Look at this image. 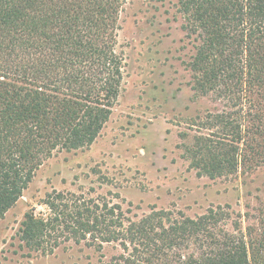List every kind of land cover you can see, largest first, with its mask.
<instances>
[{"label": "trees", "instance_id": "16d2710c", "mask_svg": "<svg viewBox=\"0 0 264 264\" xmlns=\"http://www.w3.org/2000/svg\"><path fill=\"white\" fill-rule=\"evenodd\" d=\"M124 2L0 0V219L44 160L87 148L109 119L125 69L116 48ZM179 10L183 29L199 40L190 63L194 88L240 107L236 125H225L234 130L191 149L196 164L214 177L224 162L227 172L263 162L264 0H179ZM42 204L18 228L29 250L52 252L73 240L97 249L117 244L121 251L101 264H264V220L259 230L238 221L230 231L220 206L196 217L173 209L137 217L105 197L60 191Z\"/></svg>", "mask_w": 264, "mask_h": 264}, {"label": "rangeland", "instance_id": "374dc122", "mask_svg": "<svg viewBox=\"0 0 264 264\" xmlns=\"http://www.w3.org/2000/svg\"><path fill=\"white\" fill-rule=\"evenodd\" d=\"M185 22L179 0L123 3L116 48L125 69L111 115L87 148L57 151L35 171L0 219V264H101L121 251L115 243L97 249L73 240L52 252L27 249L18 236L24 214L31 208L44 211L42 201L53 191L105 197L137 217L159 209L196 217L220 206L228 212L221 222L227 230L238 221L243 230H259L264 161L250 160L228 172L231 166L224 162L222 174L211 177L191 152L198 141L234 130L225 125H236L240 107L216 91L194 88L190 63L199 40L183 29Z\"/></svg>", "mask_w": 264, "mask_h": 264}]
</instances>
